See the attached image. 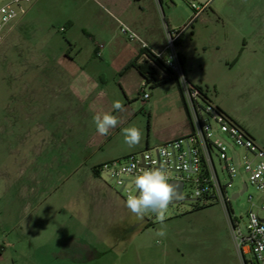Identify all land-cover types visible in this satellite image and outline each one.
I'll list each match as a JSON object with an SVG mask.
<instances>
[{"label": "rangeland", "instance_id": "rangeland-1", "mask_svg": "<svg viewBox=\"0 0 264 264\" xmlns=\"http://www.w3.org/2000/svg\"><path fill=\"white\" fill-rule=\"evenodd\" d=\"M263 1L211 0L185 31V49L191 62L187 72L209 96H213L215 82L226 79L216 69L221 53L215 43L238 37V29L252 23V11ZM140 4L135 7L137 16L155 22L149 2ZM29 11L18 19L26 24L14 26L15 38L0 47V245L7 248L5 257L16 264H37L35 260L45 264L44 254L54 250L48 246V232L58 228L61 221H72L74 236L68 237L62 248H55L58 259L69 251L74 252V260L78 259L76 254L83 249L90 261L82 264H113L116 259L122 264H242L225 209L217 203L198 206L188 199L172 202L162 224L152 213L139 219L126 209L129 221L136 222L121 236H75L82 209L95 229L104 218L86 201L90 197L86 176L92 158L87 153L85 125L82 115L74 111L79 105L67 98L71 89L65 88L64 79L54 76L56 64L51 57L61 47L64 52L80 54L81 59L75 63L83 66L94 54V43L123 35L116 29V14L104 0H35ZM193 14L189 0H163L159 18L164 29L167 23L175 29L183 27ZM69 39L76 47L69 44ZM169 117H158L155 129L170 122ZM147 129L146 121L145 140L138 151L146 149ZM130 148L124 145V149ZM233 153L237 159V154L243 155L245 150L240 147ZM215 161L220 170L216 156ZM101 178L126 203L114 180L107 174ZM244 180L237 175L229 192L238 191ZM249 195L256 202L262 199L251 185L231 199L238 219L246 216ZM31 229L45 236L34 238ZM160 229L166 232L163 238L155 235ZM22 231L25 237L20 235ZM57 264L70 263H61L60 259Z\"/></svg>", "mask_w": 264, "mask_h": 264}, {"label": "crops", "instance_id": "crops-1", "mask_svg": "<svg viewBox=\"0 0 264 264\" xmlns=\"http://www.w3.org/2000/svg\"><path fill=\"white\" fill-rule=\"evenodd\" d=\"M104 1L110 5L116 14L114 15L116 29L120 30V20L134 30L152 51L160 52L164 49L166 32L159 18L160 5L163 0H144L153 7V13L156 17L155 22L137 16L135 7L137 4L141 5L140 3L143 0ZM194 1L201 5V11L189 27H192L193 22L211 3V0H208L205 4H201L198 0ZM29 9L30 7L25 15L30 12ZM252 15L254 20L248 27L238 29V37H228L215 43L221 53L216 62V69L226 79L221 80L220 83L215 82L213 96L209 97L214 104L219 106L248 132L259 147L264 149V1L257 6L256 10L252 11ZM18 19L12 23V27L7 31L0 47L4 46L10 39L15 38L14 29L17 27L14 28V26L18 23L26 24ZM187 29L184 30L178 42L177 51L183 59V68L187 79L198 85L186 69L187 65L191 64L187 59L185 49L184 35ZM122 35H113L104 38L102 42L94 43V54L87 57V63L83 66L75 63L80 58V54L74 55L68 51L64 52L61 47L51 57V60L56 64L54 65V76L64 79L67 84L65 88L71 89L67 98L70 103L74 102L77 103V106L79 105V109L75 108L74 111L82 115V123L85 125L84 133L88 141L87 153L89 154L88 157L92 158L89 163L90 171L87 172L86 176L89 191L87 195L90 196L86 201H88V204L95 206L104 218V222L98 224V228L95 229L88 224L89 219L84 215L85 212H82V209L79 219L80 228L75 233V236L79 237L103 239L115 235L121 236L122 231L131 230L136 222V220L134 222L129 221V217L126 215V203L114 194L112 187L101 181L103 173L98 172L96 174L94 167L126 156L129 152H137V148L145 140L146 121L148 128L146 147L164 144L183 137L188 135L191 129L182 96L175 80H168L152 88L150 85L145 84L144 78L136 68L126 69L128 63L140 54L142 46L139 41L129 40L124 34ZM68 42L74 44V46L76 44L70 39ZM100 44H102V47H99ZM98 51L100 52L99 55L97 54ZM160 72L164 74L162 70ZM148 87L151 90H147ZM144 92L149 94L147 99H143ZM117 100L123 104V111L113 109V102ZM98 112H110L120 119V124L115 129L110 130L106 136H102L96 131L93 117ZM164 115L170 116V122L162 125L159 130L155 129L157 118ZM129 126H135L141 130L142 140L139 145L124 149L126 143L124 142L122 129ZM151 141L153 144L150 143ZM31 230L35 233L34 238L45 236V234H41V231ZM20 235L26 236L24 231ZM47 236L50 239L47 242L48 246L54 247V250L46 251V254H44L45 264H57L60 259L61 263H66L68 260L70 264L73 261L80 264L90 261V257L85 256L83 249L77 252L76 255L79 256L78 259H75L77 261L73 259V251H69V254L67 252L59 259L57 258L55 248H62L66 239L74 236L72 221L70 223L61 221L59 227L50 230ZM40 250L41 248L38 249L39 252ZM99 251L96 250V252ZM101 251L106 252L104 249H101ZM6 252L7 248L0 245V264H16L14 259L9 261V258L5 257ZM120 260H113V264H122ZM35 262L41 264L36 260Z\"/></svg>", "mask_w": 264, "mask_h": 264}, {"label": "built area", "instance_id": "built-area-1", "mask_svg": "<svg viewBox=\"0 0 264 264\" xmlns=\"http://www.w3.org/2000/svg\"><path fill=\"white\" fill-rule=\"evenodd\" d=\"M33 1L0 0V44L12 23L26 14ZM189 4L194 10L193 16L181 28L171 29L166 24V43L160 52L152 51L134 30L120 20L119 25L122 34L129 40L139 41L142 48L151 51L179 77L191 122L190 133L105 162L99 165L97 170L109 175L127 200L129 194L136 193L132 183L135 174L151 168L165 169L169 181L183 182L180 199L194 201L198 206L217 203L224 207L242 264H264V149L259 147L238 123L220 112L214 102H207L201 91L187 79L177 45L184 30L201 11L194 0H189ZM99 47H102V44ZM99 53L98 51L97 54ZM144 57H147L146 54L142 55V58ZM203 91L207 93L205 89ZM142 96L147 99L149 94L144 92ZM240 147L244 148L245 153H238L236 159L233 151ZM215 156L218 158L220 170L217 168ZM129 169L132 170V175L122 174V170ZM169 171L173 175H170ZM237 175H241L245 180L241 188L231 194L229 189L233 187ZM250 185L260 192L262 199L256 202L253 195H249L251 204L246 216H240L238 219L234 216L231 199L238 198ZM241 220H245L244 225Z\"/></svg>", "mask_w": 264, "mask_h": 264}, {"label": "clouds", "instance_id": "clouds-1", "mask_svg": "<svg viewBox=\"0 0 264 264\" xmlns=\"http://www.w3.org/2000/svg\"><path fill=\"white\" fill-rule=\"evenodd\" d=\"M113 109L123 111L124 106L120 101H114ZM93 122L98 134L106 136L110 130L120 124V119L110 112L97 113ZM124 142L129 147H135L141 143L142 132L135 126L122 129ZM124 175H132V170H122ZM136 189L135 194H129L126 200L127 209L137 218L143 219L149 213L155 215L156 219L163 223L169 205L173 202L175 189L169 182V176L163 168H151L134 175L132 180ZM157 237H165L163 229L155 232Z\"/></svg>", "mask_w": 264, "mask_h": 264}, {"label": "trees", "instance_id": "trees-1", "mask_svg": "<svg viewBox=\"0 0 264 264\" xmlns=\"http://www.w3.org/2000/svg\"><path fill=\"white\" fill-rule=\"evenodd\" d=\"M143 54H146L147 57H144L141 60V57ZM179 57H180V61H181L182 66H183L184 62H183V59H182L180 54H179ZM130 67L136 68L137 71L140 73V75H142V77L144 78L145 84L150 85L152 88H155V87L167 82L168 80H175L178 84V87H179V90H180V93L182 96L184 108L186 110V113H187V116L189 119L188 108H187L185 100H184V96H183L179 77L175 73H173L171 70H169L163 64V62L161 60L157 59L151 51H149L148 49L142 48L140 54L128 63V65L126 66V69L130 68ZM159 69L162 70V72L164 74H161ZM184 73L186 75L185 69H184ZM193 85L201 91L204 99L207 102H213L211 100V98L209 97V95L203 91V88L201 86L195 85V84H193ZM217 109L220 112L226 114L219 106H217ZM226 115L228 116V114H226ZM228 117L230 119H232L230 116H228ZM232 120L234 122H236L234 119H232ZM189 122H190V119H189ZM190 125H191V122H190ZM97 167H94V172L96 174H98Z\"/></svg>", "mask_w": 264, "mask_h": 264}, {"label": "water", "instance_id": "water-1", "mask_svg": "<svg viewBox=\"0 0 264 264\" xmlns=\"http://www.w3.org/2000/svg\"><path fill=\"white\" fill-rule=\"evenodd\" d=\"M198 1L201 4H205L208 0H198ZM169 182L172 184L173 188L175 189V193L176 194H175V196L173 198V202H176V201H178L181 198V190L183 188V182L182 181H178V180H170Z\"/></svg>", "mask_w": 264, "mask_h": 264}]
</instances>
